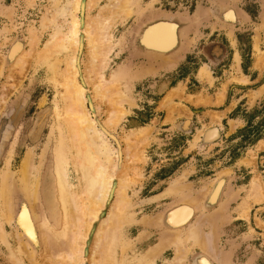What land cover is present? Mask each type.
Masks as SVG:
<instances>
[{"label":"rangeland","instance_id":"1","mask_svg":"<svg viewBox=\"0 0 264 264\" xmlns=\"http://www.w3.org/2000/svg\"><path fill=\"white\" fill-rule=\"evenodd\" d=\"M116 1L100 0L90 12L89 0H80L79 47L72 49L49 48L54 35L69 31L72 0H0V264H51L40 234L62 238L69 189L82 193L87 184L65 116L63 83L72 58L94 124L116 154L114 186L88 233L83 264L103 258L93 250L121 179L130 181L129 203L112 264H194L202 254L212 264H264V194L259 199L256 186L264 193V0H231L239 12L223 0H134L111 27L104 74H122L118 86L127 94L125 114L109 126L116 106L97 97L100 77L88 74L86 23ZM170 20L190 24L185 39L176 22L174 46L143 56L136 32ZM180 31L178 67L145 68V58L175 59L168 54L181 46ZM96 145L89 148H95L91 163L95 153L106 159ZM24 206L39 246L18 227ZM182 208L189 213L178 222Z\"/></svg>","mask_w":264,"mask_h":264},{"label":"bare ground","instance_id":"2","mask_svg":"<svg viewBox=\"0 0 264 264\" xmlns=\"http://www.w3.org/2000/svg\"><path fill=\"white\" fill-rule=\"evenodd\" d=\"M133 2L135 1L117 0L110 7L109 13L105 15H102L100 13L90 15L86 23V35L88 41L87 50L91 57V62H89L90 65L88 66V74L95 73L97 76L100 77V82H98L95 87L97 97L99 99L104 100L106 98L109 100L111 105L115 104L114 106H116L113 108V111H111V114L108 117L107 123L109 126L115 125L116 122L121 120V118L125 114L123 102L125 101V94H127L126 92L125 94L121 92L118 86V83L122 79V74H115L110 79L106 78L104 74V71L107 68L111 59L110 54L113 49V34L111 27L115 18L119 16L122 12L125 11L128 14L130 13ZM97 4L98 0H89V11H94L93 9L96 8ZM71 5L72 12L69 31L66 34L54 35L49 42V48L62 45L72 49H76L79 47L80 19L78 17L77 11L80 7V0H72ZM230 15L231 11L227 14V16ZM171 16V18L174 17V15ZM153 22H148L145 28H143V31H140L142 33H140V37L138 36L139 43L137 42L138 45H136L135 43L137 50H139V52L143 56L149 58L155 57L149 56L147 53L148 51L164 52L174 46V44L176 43L177 24L175 23L177 21L175 23H172L170 20L171 23H160L156 25H154ZM180 22H182V20L178 21L177 23L179 24L181 31L183 29L185 30V39L190 24L182 25L180 24ZM152 23L153 26L150 28V30L147 29L148 26H150ZM181 31L179 33L180 38ZM136 39L137 36H135L134 41ZM184 39L181 38V46L178 48L175 54L172 53L174 55L168 54L171 55V57H169L168 59L175 58L179 54L183 47ZM145 42L147 49H145ZM32 44L35 45V42H33ZM47 52L48 51H45L43 55L45 59L48 56ZM144 52L147 54L144 55ZM163 55H161V58L158 59H167L166 57L168 56L166 55V57L164 56L163 58ZM25 61L26 55L22 58L20 66L25 67ZM76 61L77 60L75 58H72L66 67L67 74L65 76V81L63 84L65 88V96L68 99L69 103L65 116L72 128L73 143L76 149L82 154V157L77 158L78 165L83 170L89 171L87 184L84 187L82 193H74L71 189H69L68 197H66L69 205L68 209L66 206V213L68 214L69 225L67 226V230L62 236V238H54L48 231H40V240L37 232L38 228L36 229L35 223L31 219V215L25 206V208L22 210V212H20L17 218L18 227L22 231L21 234L25 235L26 237L28 236L31 240H33L31 241L29 239V241L33 242L34 244L37 243L36 245L38 246L39 242L41 241L46 251L45 258L51 264H83L85 259L84 252L88 233L97 215L100 214V211L103 209L105 202L107 203V199L112 192V186H114L113 179L115 171V149L111 147L110 143L108 142L109 140H107L104 134L100 132L94 124V120L88 108L84 88L77 76L78 70L76 68ZM129 138L128 141H130ZM93 143L100 146V149L103 152H106L105 160L102 156L95 153L93 154V162H90L88 158V153H90V150L92 148L90 150L89 148L93 146ZM92 151H95V148H93ZM221 185L222 183L218 185V188H221ZM129 186L130 181L128 179H121L118 184V187L115 190V200L111 205V209L109 210L107 217L103 220V229L101 233L97 236L93 250V254H96L99 249H101L103 253V258L102 260L97 261L95 255L93 257L94 264H112L111 261L115 254L113 249V239L115 236H117L118 228L120 227V223L124 216L126 206L129 203L127 191ZM256 186L258 190L257 196L260 199L264 193L262 192L260 185L259 187L258 184ZM3 199L5 200L6 210L11 215L8 207L9 196L7 190L4 191ZM51 204H54V202L52 201ZM184 209L185 208H182L179 211L177 210L176 215L173 219L176 221H180V219L182 218L181 222H183V218H185L183 216L186 213H189L186 211V213L184 214ZM105 248H108L106 252L104 251ZM194 264L212 263L208 260V257L206 255L202 254L195 259Z\"/></svg>","mask_w":264,"mask_h":264},{"label":"crops","instance_id":"3","mask_svg":"<svg viewBox=\"0 0 264 264\" xmlns=\"http://www.w3.org/2000/svg\"><path fill=\"white\" fill-rule=\"evenodd\" d=\"M100 0H98L99 2ZM178 22V21H177ZM183 56L175 58L172 61H151L145 58V68H177L179 63L182 61ZM159 61V60H158Z\"/></svg>","mask_w":264,"mask_h":264},{"label":"flooded vegetation","instance_id":"4","mask_svg":"<svg viewBox=\"0 0 264 264\" xmlns=\"http://www.w3.org/2000/svg\"><path fill=\"white\" fill-rule=\"evenodd\" d=\"M225 1H228V3L229 4H231L232 6H234L235 7V5L234 4H232V2H231V0H223V2H225ZM236 8V7H235ZM237 9V8H236ZM238 10V9H237ZM238 12H239V10H238ZM240 14V13H239ZM238 20H239V17H238V19H237V21H235V22H224V23H226V24H236L237 22H238ZM180 24H181V22H180Z\"/></svg>","mask_w":264,"mask_h":264},{"label":"water","instance_id":"5","mask_svg":"<svg viewBox=\"0 0 264 264\" xmlns=\"http://www.w3.org/2000/svg\"><path fill=\"white\" fill-rule=\"evenodd\" d=\"M147 25V23L143 26V27H141L140 29H139V32L138 33H136V36H137V39L135 40V43H136V45H138L137 44V42L139 41V38H138V36L140 35V33H142V32H140L141 30L143 31V28H145V26ZM140 37V36H139ZM139 43V42H138ZM139 47V46H138Z\"/></svg>","mask_w":264,"mask_h":264},{"label":"trees","instance_id":"6","mask_svg":"<svg viewBox=\"0 0 264 264\" xmlns=\"http://www.w3.org/2000/svg\"><path fill=\"white\" fill-rule=\"evenodd\" d=\"M257 139L260 138L259 136L256 137Z\"/></svg>","mask_w":264,"mask_h":264}]
</instances>
